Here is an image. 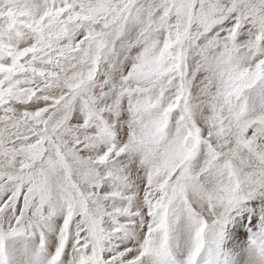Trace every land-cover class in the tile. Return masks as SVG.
<instances>
[{
    "label": "snow or ice",
    "instance_id": "snow-or-ice-1",
    "mask_svg": "<svg viewBox=\"0 0 264 264\" xmlns=\"http://www.w3.org/2000/svg\"><path fill=\"white\" fill-rule=\"evenodd\" d=\"M0 264H264V0H0Z\"/></svg>",
    "mask_w": 264,
    "mask_h": 264
}]
</instances>
